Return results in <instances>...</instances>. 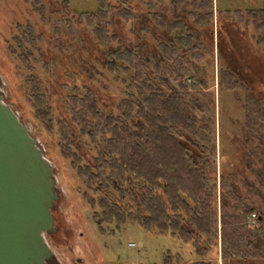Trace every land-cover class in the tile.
I'll use <instances>...</instances> for the list:
<instances>
[{"label":"trees","instance_id":"trees-1","mask_svg":"<svg viewBox=\"0 0 264 264\" xmlns=\"http://www.w3.org/2000/svg\"><path fill=\"white\" fill-rule=\"evenodd\" d=\"M97 1V11L78 14L66 0H31L50 24L49 40L27 21L6 39L48 157L55 150L75 171L101 229L135 222L169 232L191 243L188 264L264 262V103L247 94L239 134L218 156L201 18L196 32L182 20L161 32L162 0ZM98 67L119 85L111 103ZM218 84L240 87L233 76H218Z\"/></svg>","mask_w":264,"mask_h":264},{"label":"rangeland","instance_id":"rangeland-1","mask_svg":"<svg viewBox=\"0 0 264 264\" xmlns=\"http://www.w3.org/2000/svg\"><path fill=\"white\" fill-rule=\"evenodd\" d=\"M29 1L0 0V89L4 101L28 124L31 134L40 141L45 156L55 167L58 201L54 215L57 218L58 231L46 235L55 258L60 264H77L78 259L82 264H187L195 259L191 243L181 241L169 232L148 231L135 222L121 225L111 223L105 225L104 229L99 228L92 217L93 208L87 201L80 199L76 190L77 187L83 188V184L75 171L55 150H49L52 155L48 157L46 145L41 142L27 116L29 107L21 86L23 74L6 51V39L10 38V32L15 25L22 24L25 19L32 22L30 14H27ZM66 1L70 9L78 14L95 12L99 8L97 0ZM85 31L88 34L86 28ZM220 63L222 64L221 60L218 64L214 60L207 66L209 89L215 94L216 140L218 145L221 143L218 146V156L230 150V139L234 134H239L244 120L240 106L246 100L241 89L228 91L220 88L218 76H215ZM99 70L102 75H96L98 80L99 76H108L105 81L103 78L100 81L107 85L108 90L103 89L100 83L99 86L103 94H106L104 101L111 103L114 95H118L119 85L111 81L109 73ZM18 72L19 75L12 76ZM217 161L219 162L218 157Z\"/></svg>","mask_w":264,"mask_h":264},{"label":"water","instance_id":"water-1","mask_svg":"<svg viewBox=\"0 0 264 264\" xmlns=\"http://www.w3.org/2000/svg\"><path fill=\"white\" fill-rule=\"evenodd\" d=\"M55 167L0 89V264H60L46 235L57 232Z\"/></svg>","mask_w":264,"mask_h":264},{"label":"flooded vegetation","instance_id":"flooded-vegetation-1","mask_svg":"<svg viewBox=\"0 0 264 264\" xmlns=\"http://www.w3.org/2000/svg\"><path fill=\"white\" fill-rule=\"evenodd\" d=\"M170 1L162 0L161 2L160 31L163 32L164 28L166 29L168 22L176 20L179 24L182 20L186 25L185 28L191 32H196L202 23V31L208 36L211 44L207 62L209 64L214 60L217 64L220 60L222 62L215 76H233L234 81L240 85L238 89L243 90L246 96L253 94L264 103V0H211L209 4L211 6L203 9L198 7L201 0H176L175 3ZM27 14H30L32 22L28 19H25V22L33 24L37 32L49 40L50 24L44 22L30 7ZM199 18H201L200 23ZM147 24V45L150 53L152 32L156 31L151 20V13L148 15ZM83 31L85 32V29L81 31L82 34H84ZM189 53L190 51L186 56H189ZM191 56V65L196 66L197 60L192 52ZM179 58H181L180 55ZM179 62L182 61L179 60ZM206 76H209L208 72ZM232 90L234 89L228 91ZM240 108L244 115V105L242 104ZM78 263L82 264L80 259L77 260ZM250 264H263V261L261 258H256Z\"/></svg>","mask_w":264,"mask_h":264},{"label":"built area","instance_id":"built-area-1","mask_svg":"<svg viewBox=\"0 0 264 264\" xmlns=\"http://www.w3.org/2000/svg\"><path fill=\"white\" fill-rule=\"evenodd\" d=\"M253 216H254V214H253Z\"/></svg>","mask_w":264,"mask_h":264}]
</instances>
